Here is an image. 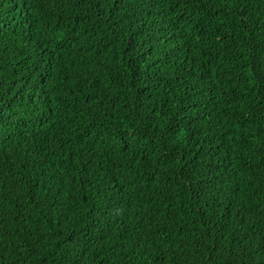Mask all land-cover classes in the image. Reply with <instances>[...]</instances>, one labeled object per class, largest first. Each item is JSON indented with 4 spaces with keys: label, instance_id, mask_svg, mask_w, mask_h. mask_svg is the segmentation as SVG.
<instances>
[{
    "label": "trees",
    "instance_id": "trees-1",
    "mask_svg": "<svg viewBox=\"0 0 264 264\" xmlns=\"http://www.w3.org/2000/svg\"><path fill=\"white\" fill-rule=\"evenodd\" d=\"M0 264H264V0H0Z\"/></svg>",
    "mask_w": 264,
    "mask_h": 264
}]
</instances>
